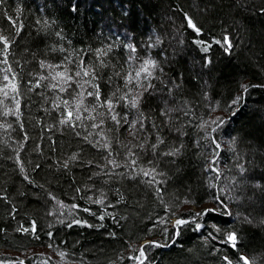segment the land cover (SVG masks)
<instances>
[{
	"label": "trees",
	"instance_id": "16d2710c",
	"mask_svg": "<svg viewBox=\"0 0 264 264\" xmlns=\"http://www.w3.org/2000/svg\"><path fill=\"white\" fill-rule=\"evenodd\" d=\"M0 34L10 41L8 64L0 63V69L10 65L18 84L16 94L11 88H4L7 97L0 92V249L45 247L65 253L61 258L69 264H139L129 257L155 241L161 246L144 248V264H226L224 256L232 264H241L240 256L264 264V0H3ZM225 36L232 45L228 51ZM109 47L97 58V49ZM130 55L136 59L129 62ZM81 57L95 72L101 102L117 88V95L127 91L123 77L134 75L143 60L156 62L152 88L139 104L144 128L135 138L123 119L117 126L107 109H98L105 113L103 133L118 168L105 167L108 153L94 146L101 130L92 129L91 121H84L87 127L77 121L75 130L59 124L66 110L53 104L68 100L71 106L76 83L64 93L43 80L33 87L49 74L40 61L63 64L71 74ZM85 89L87 97L92 88ZM115 112L131 121L137 110L120 102ZM217 118L223 120L219 127L210 123ZM89 132L92 143L83 139ZM157 137L164 143L153 153ZM129 147L135 168L126 166ZM172 148L179 153L161 155ZM153 167L154 180L141 173ZM100 192L103 206L89 200ZM74 204L79 207L70 213ZM206 209L214 211L197 215ZM77 219L80 224L72 223ZM173 219L189 223L174 227ZM33 221L36 232H24ZM228 232L237 235L235 249L224 242ZM9 259L0 258V264H19ZM24 264L54 262L34 254Z\"/></svg>",
	"mask_w": 264,
	"mask_h": 264
},
{
	"label": "snow or ice",
	"instance_id": "6c2138e0",
	"mask_svg": "<svg viewBox=\"0 0 264 264\" xmlns=\"http://www.w3.org/2000/svg\"><path fill=\"white\" fill-rule=\"evenodd\" d=\"M2 4H3V0H0V5H2ZM7 18L10 21V23H12L13 26L15 27V21L12 20L11 17H7ZM186 20H187L188 27L193 29L199 35L200 29L196 26V24L192 21V19L190 17L186 16ZM15 30L18 33L20 31V28H16ZM196 43L203 44L204 42L203 41H196ZM215 43L220 44L221 41L217 40V41H215ZM224 44L226 45L225 51H228L231 49V47H232L231 41L229 40V38L227 36L224 37ZM0 45H2V47H3V51H0V55L4 56L3 61H0V63L7 65L8 64V62H7V49L10 47V41L6 36H4L2 34H0ZM128 47L132 53H135L136 49L134 46L129 45ZM209 47H210V45L205 46L202 48V50L204 52H207ZM110 50H111L110 47L107 50L97 49L95 52V55L97 56V58H99L101 55H107V52ZM135 59L136 58L132 55H130L128 57L129 62H131ZM65 60L68 63L71 62L67 57L65 58ZM207 62L210 63V61H207ZM100 63L102 65L103 61H101ZM75 66L77 68V71L69 74L68 68L63 64L53 65V64H46L44 61H40V68L41 69L47 68L49 70V74H48V76H39L36 84L33 87H41L40 81L43 80V81H47V83L44 85L45 87L50 88L54 91L58 90L60 93H64V92L68 91V88L71 87L72 83H76L79 91L73 90L72 99H71V106H70V102L68 100L60 101L59 97H57V100L60 102L53 104V107L56 108L57 110H59L60 105L62 103L64 106V109L66 110L62 114V118L59 120V124L67 125V126L71 127L73 130H75V128L77 127V123H76L77 121H79L80 125L83 127H87V125L84 124L85 120L91 121L92 123L90 126L92 129H100L101 130L99 133H97V135L101 139L96 140L94 146H97L101 149H104L108 153V155L104 157V159L106 161L105 167H107L108 165H111L112 168H118V167H120V164L111 158V143L103 133V127L102 126L104 125V122H105L103 119V117L105 116V113L98 111V109H101V108L107 109L108 119L113 121L117 126L120 125V120L123 119L124 123L128 126L130 134L133 136V138H135L136 133L140 130H143V128H144V119L145 118L143 116V113L139 112V104H140V100L143 96V92L148 91V89L152 88L151 79L154 78L153 70L157 67L156 62L154 60H151V59L143 60V62L140 63L139 66L136 68L134 75H133V72L130 71L123 77L124 86L127 89V91L122 92L120 95H117V92H120V89L117 88L116 92H113L112 94H110L107 97V99H105L103 102H101L99 85L92 82L96 79L94 70H92L90 67L84 66V61H83L82 57L78 59V62L76 63ZM62 67L64 69L63 71H56L57 69H60ZM0 72H3V75L0 76V82H4V81L8 82V83L4 84L3 88H0V92H3V95L5 97L8 96V92L4 91V88H11L12 93H14V94L18 93V84L12 82L15 79V73L11 72V66L8 65L7 68L0 69ZM9 73H11V77H12L11 80H10ZM53 73H55V74H53ZM90 73H91V76H90ZM117 75H119V73H117ZM85 77H90V78L85 80L84 79ZM142 81H146L147 85L145 86ZM85 85H88L92 88L91 91H87V97H92L94 100V103H92L91 105H87L84 103V101L87 99V97L84 95V92L86 91ZM130 85H133L136 89L142 88L143 91L134 92L133 87H130ZM246 90H247V88L245 87V91ZM129 97H131V98L129 99ZM12 99L16 100V96L13 95ZM114 99L116 101L115 104L113 102ZM239 99H240L239 97L236 98V100H234L233 103L238 102ZM120 102H123V105L126 109L130 108V109L137 110L134 119L129 121L127 113H125V115L123 117H119V114L115 112V108L119 105ZM16 104L18 107V105H19L18 100H16ZM168 111L171 112L172 110L169 109ZM84 113H87V115L85 116ZM93 113H95V115ZM8 114H9V112L3 113V115H8ZM11 114L16 115L17 113L12 112ZM161 114L166 115V113L163 111ZM98 117H100V119H99V122L97 123ZM210 123L215 124L217 127H219L220 124L223 123V120L220 118H217V120H213ZM137 124H139V129H137V127H136ZM201 127H204V125H201ZM212 131L215 132L216 128L213 127ZM76 135H80V133L76 132ZM91 135H92V133L89 132L88 135L83 137V139L89 143H92V141L89 140V137ZM163 143H164V141L162 139H160L159 137H157L156 143L152 144L150 146L152 152L155 153L157 148L159 147V145H161ZM213 143H215L214 137H213ZM138 146L140 148L144 147L143 144H140ZM124 147H128V146L124 145ZM132 147H136V146L133 145ZM219 147H220L219 144L216 143V148L219 149ZM178 153H179V148H172L167 152H162L161 155H163V156H175ZM127 155L129 157V160H128V163L126 166L135 168L137 162H136V159L134 158L135 153L132 152L131 147L128 148ZM217 155H218V153H217ZM76 158H77L76 154H73L70 157L71 160H75ZM210 163L215 164L216 163L215 158ZM67 166H68V163L66 161L64 163V167H67ZM21 170H23V169H21ZM211 170L216 171L218 174L217 168H212ZM102 171H103V169H102ZM241 171H243L242 167H241ZM141 173L146 177L147 176L153 177V180H154L155 175H156V170H155V167L151 168L150 170L141 169ZM217 178H218V176H217ZM25 179H27V177H25ZM152 182H153L152 180L149 181V183H152ZM77 191H79V189H77ZM157 191H159V190H157ZM220 191H223V189H221ZM53 199H55V197H53ZM89 200L92 203L103 206L105 203L104 193L100 192L99 196L95 200H92V198L89 197ZM216 201L220 206L226 208V205H224V202L222 200H220L219 195L216 196ZM57 203L59 204L60 202L57 201ZM64 207H67V206H64ZM78 207H79L78 205H75V204L72 205L71 208L69 209V212L71 213V211L77 209ZM83 211L87 212V211H89V209L84 208ZM209 211H214V210L213 209H206L204 213L197 214V215H206ZM108 215L111 216V213H108ZM99 219L103 220L104 216L101 215L99 217ZM61 222H63V221H61ZM72 223L80 224L81 221H79L77 219V220H73ZM72 223H69L68 227H71ZM186 223H189V221H187L185 219H177L175 221L174 227H178V226L184 225ZM88 226L91 227V225H88ZM201 227H202V225H200V224L196 225L197 230L200 229ZM19 230H21V229H18V231ZM22 230L24 232L31 231V232L35 233L36 232L35 222L34 221L32 222L30 229L29 228H23ZM48 235L51 236L52 233L49 232ZM177 235H178V232H177ZM224 242L230 244V246L233 249H235L237 247V235H236V233L235 232L226 233ZM153 246L159 247L161 245H159L155 241L150 242L148 245L141 246V248L139 249L138 256L129 257V259H134V260L139 261V264H144V261L147 260V256L145 254L144 248L145 247H153ZM60 255H61V257H63L66 254L61 252ZM141 258H143V259H141ZM121 259H123V258H121ZM223 260L226 262V264H232V261L229 260L227 256H224ZM239 261L241 262V264H250L247 257H244V256H240ZM19 264H24V262L20 261Z\"/></svg>",
	"mask_w": 264,
	"mask_h": 264
},
{
	"label": "rangeland",
	"instance_id": "374dc122",
	"mask_svg": "<svg viewBox=\"0 0 264 264\" xmlns=\"http://www.w3.org/2000/svg\"><path fill=\"white\" fill-rule=\"evenodd\" d=\"M206 207L212 208L213 205L212 206L207 205ZM34 254H41L43 256H46V258L54 262V264H69L68 262L64 261L59 254L52 252L49 248H45V247H36L25 252H16L6 249H0V258L4 257L5 259L9 257L10 258L9 261L11 263H16L20 261L24 262L26 258Z\"/></svg>",
	"mask_w": 264,
	"mask_h": 264
},
{
	"label": "bare ground",
	"instance_id": "6f19581e",
	"mask_svg": "<svg viewBox=\"0 0 264 264\" xmlns=\"http://www.w3.org/2000/svg\"><path fill=\"white\" fill-rule=\"evenodd\" d=\"M172 222H175V219H173Z\"/></svg>",
	"mask_w": 264,
	"mask_h": 264
},
{
	"label": "water",
	"instance_id": "95a60500",
	"mask_svg": "<svg viewBox=\"0 0 264 264\" xmlns=\"http://www.w3.org/2000/svg\"><path fill=\"white\" fill-rule=\"evenodd\" d=\"M145 242L142 243V245L144 244Z\"/></svg>",
	"mask_w": 264,
	"mask_h": 264
}]
</instances>
